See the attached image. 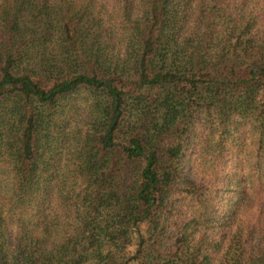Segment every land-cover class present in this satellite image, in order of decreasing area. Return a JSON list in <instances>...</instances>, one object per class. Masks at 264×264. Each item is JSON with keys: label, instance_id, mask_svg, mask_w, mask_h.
Listing matches in <instances>:
<instances>
[{"label": "trees", "instance_id": "1", "mask_svg": "<svg viewBox=\"0 0 264 264\" xmlns=\"http://www.w3.org/2000/svg\"><path fill=\"white\" fill-rule=\"evenodd\" d=\"M0 264H264V0H0Z\"/></svg>", "mask_w": 264, "mask_h": 264}]
</instances>
